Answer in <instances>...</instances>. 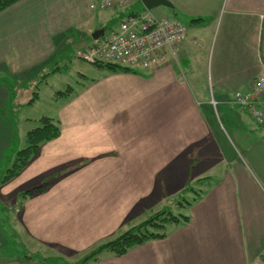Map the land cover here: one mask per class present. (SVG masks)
Returning a JSON list of instances; mask_svg holds the SVG:
<instances>
[{
	"label": "crops",
	"instance_id": "obj_1",
	"mask_svg": "<svg viewBox=\"0 0 264 264\" xmlns=\"http://www.w3.org/2000/svg\"><path fill=\"white\" fill-rule=\"evenodd\" d=\"M92 1L18 0L0 11V160L20 130L17 110L41 98L37 70L108 22L110 11ZM172 3L187 35L167 64L92 80L80 73L78 88L64 81L50 97L47 116L61 134L16 182L54 177L22 215L58 256L83 260L197 185L203 196L186 206L189 221L169 224L165 237L79 263L264 264V122L231 102L264 74V0ZM65 85L70 93L57 95Z\"/></svg>",
	"mask_w": 264,
	"mask_h": 264
},
{
	"label": "rangeland",
	"instance_id": "obj_2",
	"mask_svg": "<svg viewBox=\"0 0 264 264\" xmlns=\"http://www.w3.org/2000/svg\"><path fill=\"white\" fill-rule=\"evenodd\" d=\"M137 3L138 0H134L127 6H116L108 9V11H110V14L107 16L108 20L106 19L108 22L99 27L106 28L104 36L109 35V33L117 27L119 22H121L126 15H128V13L132 11L134 12L135 10L138 11V13H146L148 11L146 8L139 9ZM171 10L172 7L159 6L150 11L157 17L173 16L178 18L176 14L169 13ZM180 20H183L185 23L188 22L186 17L183 15H181ZM87 41L88 39L77 44H82V48L79 50L76 49L77 45L74 44L72 48L67 51V54L63 57L62 61L56 58L53 63H50L42 71L39 72L37 70V87L33 90L39 91L41 98L40 100L37 99L38 101L33 106L22 105L17 110L15 122L20 125V130L17 131L18 134L14 136L16 139H14V141H17V144L15 143L17 146L14 144V141H12V144L2 156L0 160V180H2L3 175L5 174L6 167L11 164L9 159L13 154L12 149L15 146L16 149L24 147L26 145L27 132L31 128L39 125V118L44 115H48L51 112L52 105L50 97L54 92H56V90L62 88L59 85L60 83H64L65 81L73 87L78 88V81L82 78L80 73L88 75L89 80L99 78L105 73H111L107 67L87 62L77 56L78 51L87 45ZM27 83L28 82L23 81L21 84L27 85ZM66 86L67 85H65L62 90H66ZM35 95V92H33L31 96L34 97ZM11 107L14 108V105L6 106L8 112L11 111ZM12 111L14 112L13 109ZM25 128H27V130ZM19 175L7 182H4V184L0 181V264H82L79 263V261L81 262L82 260L74 262L72 260L65 259L63 256L61 257L54 254L51 248L36 241L29 235L22 213L26 201L31 196L24 198L22 193L24 190L36 185L19 187L16 182ZM50 178L51 176L46 177L43 183ZM184 196L186 199L191 200L194 197V193L189 192ZM178 199L174 200L168 208L172 209L174 213H185L186 207H181L182 203ZM92 251H90V253Z\"/></svg>",
	"mask_w": 264,
	"mask_h": 264
},
{
	"label": "built area",
	"instance_id": "obj_3",
	"mask_svg": "<svg viewBox=\"0 0 264 264\" xmlns=\"http://www.w3.org/2000/svg\"><path fill=\"white\" fill-rule=\"evenodd\" d=\"M134 0H93L91 7L107 10L127 6ZM187 35V25L173 16L157 17L151 11L128 14L109 35L92 40L77 56L90 63H114L134 70L154 71L182 48ZM264 94V74L258 76L246 90L233 93V105L244 108L261 124L264 109L261 98ZM216 105V102L212 100Z\"/></svg>",
	"mask_w": 264,
	"mask_h": 264
},
{
	"label": "trees",
	"instance_id": "obj_4",
	"mask_svg": "<svg viewBox=\"0 0 264 264\" xmlns=\"http://www.w3.org/2000/svg\"><path fill=\"white\" fill-rule=\"evenodd\" d=\"M18 0H0V11L15 3ZM137 6L139 9H145L141 0H138ZM138 11H132L128 14H137ZM99 66L107 67L110 72L115 71H133L129 67L122 66L120 64L99 62L95 63ZM71 91L68 88L64 91L58 92V95H67ZM35 100V97L31 99V102ZM13 123L15 124V119L13 118ZM61 134V123L58 119L54 117L44 115L39 118V125L31 128L26 135V145L20 149H16L17 141H14L16 145L12 151L9 162L10 166L5 169V174L3 175L1 182H7L12 178L19 175L24 168H26L33 159H35L41 152L42 146L51 141ZM16 140V139H15ZM54 178V177H53ZM53 178L47 179L45 183L36 185L34 187L28 188L23 191L22 196L24 198L32 196L34 194L43 192L46 190ZM204 179L199 180V184L203 183ZM188 192H193L194 197L186 199L185 196H181L178 200L182 203L181 207H186L193 202L197 201L203 196V189L197 188V185H189ZM189 221V216L185 213L179 212L174 213L170 208H164L156 211L150 215L145 220L131 226L126 231L122 232L118 236L105 241L97 245L93 251L87 255L82 261L90 258H99V256L104 252H111L115 255H122L126 253L130 248L142 244L150 239L163 238L167 235V226L171 223H180Z\"/></svg>",
	"mask_w": 264,
	"mask_h": 264
},
{
	"label": "water",
	"instance_id": "obj_5",
	"mask_svg": "<svg viewBox=\"0 0 264 264\" xmlns=\"http://www.w3.org/2000/svg\"><path fill=\"white\" fill-rule=\"evenodd\" d=\"M143 6L147 9V10H152L156 7L159 6H168V7H174V4L172 3L171 0H141ZM106 31L105 27H101V28H97L93 33H92V37L93 39H99L102 36H104ZM77 45V44H76ZM82 44L77 45V50H79Z\"/></svg>",
	"mask_w": 264,
	"mask_h": 264
}]
</instances>
